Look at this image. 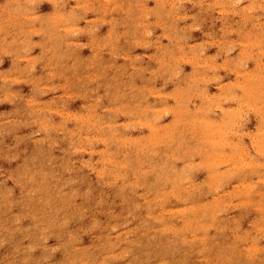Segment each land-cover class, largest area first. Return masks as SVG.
<instances>
[{
  "label": "clouds",
  "instance_id": "1",
  "mask_svg": "<svg viewBox=\"0 0 264 264\" xmlns=\"http://www.w3.org/2000/svg\"><path fill=\"white\" fill-rule=\"evenodd\" d=\"M3 105L0 264H264V0H0Z\"/></svg>",
  "mask_w": 264,
  "mask_h": 264
},
{
  "label": "rangeland",
  "instance_id": "2",
  "mask_svg": "<svg viewBox=\"0 0 264 264\" xmlns=\"http://www.w3.org/2000/svg\"><path fill=\"white\" fill-rule=\"evenodd\" d=\"M46 9H48V6H45ZM214 51V50H213ZM26 89V88H25ZM10 109V106L8 105H3V106H0V110H9Z\"/></svg>",
  "mask_w": 264,
  "mask_h": 264
},
{
  "label": "bare ground",
  "instance_id": "3",
  "mask_svg": "<svg viewBox=\"0 0 264 264\" xmlns=\"http://www.w3.org/2000/svg\"><path fill=\"white\" fill-rule=\"evenodd\" d=\"M50 6H48L49 8ZM8 66V62L6 61V64L4 65V67H7ZM25 91H27V89H25ZM11 107V106H10Z\"/></svg>",
  "mask_w": 264,
  "mask_h": 264
}]
</instances>
